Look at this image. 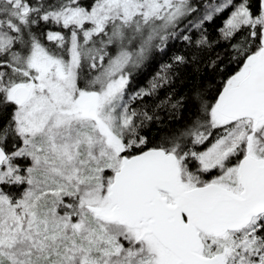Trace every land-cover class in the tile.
I'll list each match as a JSON object with an SVG mask.
<instances>
[{
    "label": "snow or ice",
    "instance_id": "1",
    "mask_svg": "<svg viewBox=\"0 0 264 264\" xmlns=\"http://www.w3.org/2000/svg\"><path fill=\"white\" fill-rule=\"evenodd\" d=\"M0 264H264V0H0Z\"/></svg>",
    "mask_w": 264,
    "mask_h": 264
},
{
    "label": "trees",
    "instance_id": "2",
    "mask_svg": "<svg viewBox=\"0 0 264 264\" xmlns=\"http://www.w3.org/2000/svg\"><path fill=\"white\" fill-rule=\"evenodd\" d=\"M220 24L221 21L216 20L214 23L206 26L210 39L217 37V28ZM223 47V45H220L216 47L215 51L204 52L202 54V63L199 64V71L191 66L177 68L172 77L174 84L161 88L153 97H146L147 103L149 105L158 104L165 100L172 91H175L177 95L190 93L193 89L197 88H208L214 92L219 87L223 75H227L229 72L235 70V66L233 65L227 67L223 74H218L213 69L207 67L209 61L215 56V52H220ZM187 51L183 43L176 41L170 42L168 48L163 53L158 51L151 53L145 64L134 71L131 84L132 90L147 89L150 81L161 72L162 66L171 63L173 54H187ZM221 67L224 66L221 65ZM158 114L162 119L170 117V113L166 109L161 110ZM2 118L6 119L7 114H4Z\"/></svg>",
    "mask_w": 264,
    "mask_h": 264
}]
</instances>
